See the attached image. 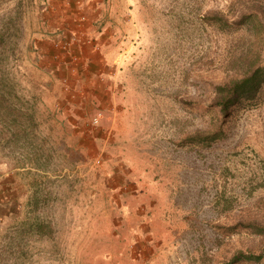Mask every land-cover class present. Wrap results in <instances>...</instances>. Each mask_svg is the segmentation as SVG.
I'll return each mask as SVG.
<instances>
[{
	"label": "rangeland",
	"instance_id": "rangeland-1",
	"mask_svg": "<svg viewBox=\"0 0 264 264\" xmlns=\"http://www.w3.org/2000/svg\"><path fill=\"white\" fill-rule=\"evenodd\" d=\"M81 13L115 35L116 95L58 103L80 82L41 48ZM249 64L264 66V0H0V264L263 252L264 82L213 105Z\"/></svg>",
	"mask_w": 264,
	"mask_h": 264
},
{
	"label": "crops",
	"instance_id": "crops-1",
	"mask_svg": "<svg viewBox=\"0 0 264 264\" xmlns=\"http://www.w3.org/2000/svg\"><path fill=\"white\" fill-rule=\"evenodd\" d=\"M91 16L88 18L87 23L85 24V33L88 37H91L94 41V44H86L87 37H84L81 42L83 43L81 47H78L76 52L79 55V60L76 62L75 67H72L70 59L65 62L63 60H59L55 58L56 50L48 51L46 49L41 48L40 55L42 54L45 58L52 57L54 58L56 68H61L68 71V80L71 79L69 77L72 73L76 75V81L80 83L70 84L71 88L70 93L67 92L68 95L60 96L61 99L56 98L58 103L64 102H81L85 103L90 100L102 99V94L104 92L111 91L113 94V99L116 95V86L114 79L117 78V72L113 73L110 68V64H114L113 57H110L109 50L112 45L111 38H115V35H112L111 31L108 35H102V31H97V35L92 34L91 31ZM86 39V40H85ZM85 41V42H84ZM39 51V50H38ZM45 65H48V61H45ZM64 63V64H63ZM110 81V82H109ZM63 98H66L63 100Z\"/></svg>",
	"mask_w": 264,
	"mask_h": 264
},
{
	"label": "trees",
	"instance_id": "trees-1",
	"mask_svg": "<svg viewBox=\"0 0 264 264\" xmlns=\"http://www.w3.org/2000/svg\"><path fill=\"white\" fill-rule=\"evenodd\" d=\"M246 15L247 13H245V16ZM225 20L229 23V19L225 18ZM243 20L244 22H248L249 25H256V23L263 24L262 20H260L255 13L253 15L248 14L246 19ZM235 72L237 75L232 77L229 81L214 86L216 97L213 100V105L220 107L223 112L237 103L240 98H252L264 82V66L262 65L258 64L253 66L249 64L246 69L242 71L235 70ZM208 137L210 140H213L218 137V132L210 131ZM195 140L198 139L195 138ZM263 256L264 251L258 254H247L244 251H239L224 264H232L241 259L259 261Z\"/></svg>",
	"mask_w": 264,
	"mask_h": 264
},
{
	"label": "built area",
	"instance_id": "built-area-1",
	"mask_svg": "<svg viewBox=\"0 0 264 264\" xmlns=\"http://www.w3.org/2000/svg\"><path fill=\"white\" fill-rule=\"evenodd\" d=\"M89 16L87 13H81L79 16V21L77 23V27H75L70 33L71 35L65 34L64 31H59L58 33L54 34L52 37V44L54 50H56L55 58L62 60L65 56L70 59L72 67H75L76 62L79 60V55L76 52L77 45L80 47L82 46L81 40L84 37H87L86 44H94V41L91 37H88L85 33V24L88 21ZM68 59V60H69Z\"/></svg>",
	"mask_w": 264,
	"mask_h": 264
}]
</instances>
